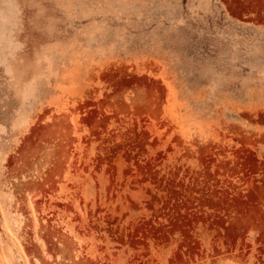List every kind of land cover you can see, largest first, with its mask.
I'll use <instances>...</instances> for the list:
<instances>
[{"label":"rangeland","instance_id":"374dc122","mask_svg":"<svg viewBox=\"0 0 264 264\" xmlns=\"http://www.w3.org/2000/svg\"><path fill=\"white\" fill-rule=\"evenodd\" d=\"M0 264H264V0H0Z\"/></svg>","mask_w":264,"mask_h":264}]
</instances>
